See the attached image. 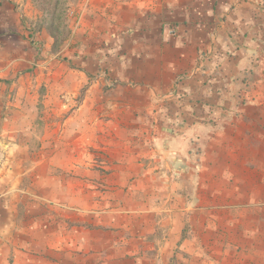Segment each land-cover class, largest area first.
<instances>
[{
	"label": "crops",
	"instance_id": "0c3cea01",
	"mask_svg": "<svg viewBox=\"0 0 264 264\" xmlns=\"http://www.w3.org/2000/svg\"><path fill=\"white\" fill-rule=\"evenodd\" d=\"M67 16L0 0V264H264V0Z\"/></svg>",
	"mask_w": 264,
	"mask_h": 264
},
{
	"label": "trees",
	"instance_id": "16d2710c",
	"mask_svg": "<svg viewBox=\"0 0 264 264\" xmlns=\"http://www.w3.org/2000/svg\"><path fill=\"white\" fill-rule=\"evenodd\" d=\"M47 1L48 6H45V8L40 10L43 11V13H46L49 19L46 20L45 24L42 23L41 25L45 27L49 35L53 38V48H56L67 39L70 33L67 22V14L69 9L67 8V5H65L66 1L68 0H52L54 3H51V0ZM61 2L64 3V9H60L58 11V5Z\"/></svg>",
	"mask_w": 264,
	"mask_h": 264
},
{
	"label": "rangeland",
	"instance_id": "374dc122",
	"mask_svg": "<svg viewBox=\"0 0 264 264\" xmlns=\"http://www.w3.org/2000/svg\"><path fill=\"white\" fill-rule=\"evenodd\" d=\"M32 1V3H33V6L35 7V9L38 11V13H39V20H38V22H41V23H44L45 24V22H46V20H48L49 18L47 17L48 15L46 14V13H43V11H41L40 9H42V8H45V6H48V1L46 0H44V1H40V0H31ZM34 1V2H33ZM78 0H68V1H66V3H65V5H67V8L69 9V6L70 5H73L75 2H77ZM51 3H54L52 0H51ZM60 9H64V3H60L59 5H58V11L60 10ZM257 61L256 60H254V63H253V67L249 70L250 71V73H252L253 72V70H254V68H255V70L257 69ZM20 76L21 75H18V77L17 78H20ZM245 76H246V74H245ZM3 82V81H2ZM8 81H5L4 83L6 84ZM3 83V84H4ZM251 91V88H249V87H243L242 89H241V91L238 93V98H240V99H242L243 101H244V99H246L249 95V92ZM7 96H8V93H7Z\"/></svg>",
	"mask_w": 264,
	"mask_h": 264
},
{
	"label": "built area",
	"instance_id": "2783aa9c",
	"mask_svg": "<svg viewBox=\"0 0 264 264\" xmlns=\"http://www.w3.org/2000/svg\"><path fill=\"white\" fill-rule=\"evenodd\" d=\"M86 3L88 2V1H90V0H84Z\"/></svg>",
	"mask_w": 264,
	"mask_h": 264
}]
</instances>
